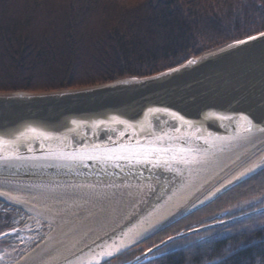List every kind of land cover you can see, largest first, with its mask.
Wrapping results in <instances>:
<instances>
[{"label": "water", "instance_id": "95a60500", "mask_svg": "<svg viewBox=\"0 0 264 264\" xmlns=\"http://www.w3.org/2000/svg\"><path fill=\"white\" fill-rule=\"evenodd\" d=\"M251 37L149 77L0 93V184L138 194L109 227L44 264H109L240 182L209 195L264 151V32ZM0 201L36 213L1 191ZM261 212L179 233L125 264ZM37 248L12 264H30Z\"/></svg>", "mask_w": 264, "mask_h": 264}, {"label": "trees", "instance_id": "16d2710c", "mask_svg": "<svg viewBox=\"0 0 264 264\" xmlns=\"http://www.w3.org/2000/svg\"><path fill=\"white\" fill-rule=\"evenodd\" d=\"M262 32L264 0H0V93L149 77ZM221 199L234 208L228 216L263 208L264 168L207 207ZM213 208L211 215L219 212ZM8 221L0 214V232ZM183 221L151 240L178 234ZM207 232L138 264H264V212ZM134 256L127 252L114 262Z\"/></svg>", "mask_w": 264, "mask_h": 264}, {"label": "bare ground", "instance_id": "6f19581e", "mask_svg": "<svg viewBox=\"0 0 264 264\" xmlns=\"http://www.w3.org/2000/svg\"><path fill=\"white\" fill-rule=\"evenodd\" d=\"M0 191L34 206V214L43 218L50 230L54 227L36 249V255L30 259V264L48 263L51 259L79 247L96 235L98 230L117 221L124 209L138 195L134 189H102L73 193L4 184H0ZM23 211L28 215L30 213Z\"/></svg>", "mask_w": 264, "mask_h": 264}, {"label": "rangeland", "instance_id": "374dc122", "mask_svg": "<svg viewBox=\"0 0 264 264\" xmlns=\"http://www.w3.org/2000/svg\"><path fill=\"white\" fill-rule=\"evenodd\" d=\"M232 43H234V42H232ZM232 43H230V44H232ZM194 58H196V57H194ZM67 90H70V89H67ZM263 168H264V152L260 153L256 158L252 159L246 165H244L240 169H238L226 181H223L219 187L215 188L211 193H209V195L215 193L219 188H222L226 185H229L230 183H232L234 181H237V180L242 181L241 179H245L246 177L252 175L255 171H260ZM222 199L214 204V205H216L214 208H213V206L210 208L205 207V208L201 209L202 212H200L199 214H195V215L192 214L193 215L192 218H194V221L197 220L194 222V226L198 225L199 222L203 223V220L208 221V222L200 224L198 226H202V225H206V224L211 223L212 221L207 220V219L211 215L210 212H211L212 208L213 209L219 208V212H222V213L228 211V209H231L230 211L232 212V209H234V208L228 206L229 208L226 209V207H227L225 204L226 202H224V200H226V199L225 198H224V200H222ZM244 206H246V205H244ZM221 207H222V210H220ZM20 209L21 208L15 209L11 205L6 204L4 201H0V214L3 217L5 216L6 218L7 217L9 218V221L7 222V224H5L8 227L2 231L3 233L0 234V235H6L5 237L0 238V264H12L16 260L17 257L22 256L23 254L29 252L30 250L34 249L37 246H40L45 241L47 234L50 231H52L54 228L52 226L51 230H50L49 225H47L48 223L46 221H44L43 218H38V216L36 214H34L33 212L29 211L30 213L28 212L29 213V215H28L25 211H23V209L22 210H20ZM187 218H189V217L187 216ZM186 220L188 221L189 219H186ZM182 225L183 226L180 229V232H183V231H185V229L189 228V226H188L189 222L183 221ZM180 232H178V233H180ZM206 233H208V232L206 231ZM225 233H227V231H225V230L222 232H218V233L211 232V233H209V235L202 236V237L213 238V237H218V236L224 235ZM202 234H204V233L202 232ZM6 237L8 239H10L11 242L9 241L8 243H11V244H8L6 247L5 246L3 247V241L5 242L4 238H6ZM195 238H197V236L193 237V239H195ZM192 242H194V241H192ZM192 242L186 241V243L185 242L180 243V244H178V247L187 246L188 244H190ZM144 243H142L141 245L135 247L134 249H132L130 251L131 254H135V256L132 259L128 260L127 262H122V263L119 261H115V262L112 261L109 264L129 263L130 261L134 260L139 255L148 251L150 249V247L154 246L157 242H155L152 245H150V244L143 245ZM3 248H6V250L3 251ZM141 262H143V261H141ZM141 262H139V263H141Z\"/></svg>", "mask_w": 264, "mask_h": 264}, {"label": "flooded vegetation", "instance_id": "af4514ba", "mask_svg": "<svg viewBox=\"0 0 264 264\" xmlns=\"http://www.w3.org/2000/svg\"><path fill=\"white\" fill-rule=\"evenodd\" d=\"M241 210V209H240ZM253 211V210H252ZM248 212H251V211H247V212H242V213H240V214H235L234 216H228V213H226V212H219V213H212V215H210V217L208 218L209 220H211L212 222L211 223H217V222H224V221H228V220H231V219H233V218H235V217H237V216H240V215H243V214H246V213H248ZM193 215H194V213H193ZM192 214H191V216L189 215L188 217L189 218H187V217H185V218H183V219H181L180 221H185V222H189V228H187V229H185V231L184 232H187V231H189V230H191V229H194V218H192V216H193ZM257 215V214H256ZM253 216H255V215H253ZM252 217V216H251ZM186 219H189L188 221L186 220ZM216 219V220H215ZM242 221V220H241ZM239 222V221H238ZM211 223H209V224H211ZM234 223H236V222H234ZM234 223H230V224H234ZM230 224H227V225H230ZM227 225H224V226H220V227H217V228H214V229H212V230H215V229H218V228H221V227H225V226H227ZM183 226V225H182ZM171 227V226H170ZM169 228V227H168ZM167 228V229H168ZM212 230H209V231H212ZM1 233H3L2 231L0 232V234ZM204 233V232H203ZM179 234V233H178ZM175 235H177V234H175ZM175 235H171V236H168V237H166V238H163V239H158V240H149L148 242H145V244L144 245H146V244H150V245H152V244H154L155 242H157L155 245H158V244H160V243H162L163 241H165L166 239H168V238H170V237H172V236H175ZM189 237H194V235H191V236H189ZM189 237H186V238H183V239H187V238H189ZM4 240H5V242L3 241V247L5 246H7L8 244H11V243H8L9 241H10V239H8L7 237L6 238H4ZM194 240V239H193ZM177 241H179V240H177ZM177 241H174V242H172V243H170V244H168V245H166V246H164V247H162L160 250H158V251H155L154 253H152L150 256H153V255H157V254H160V255H165V254H167V253H169V252H172V251H174V250H177V249H179L180 247H178V245H176V246H172L174 243H176ZM11 242V241H10ZM154 245V246H155ZM154 246H151L150 248H152V247H154ZM4 250H6V248H3V251ZM20 257V256H19ZM19 257H17L16 259H18Z\"/></svg>", "mask_w": 264, "mask_h": 264}, {"label": "snow or ice", "instance_id": "6c2138e0", "mask_svg": "<svg viewBox=\"0 0 264 264\" xmlns=\"http://www.w3.org/2000/svg\"><path fill=\"white\" fill-rule=\"evenodd\" d=\"M250 39H255L254 37H250ZM238 43H240V44H244L245 42L244 41H239ZM189 63V66H192L193 64H194V62L193 61H189L188 62ZM0 142H3L2 140H0Z\"/></svg>", "mask_w": 264, "mask_h": 264}]
</instances>
